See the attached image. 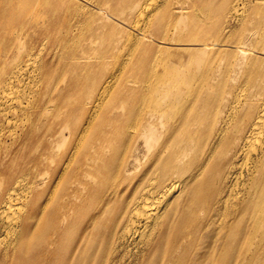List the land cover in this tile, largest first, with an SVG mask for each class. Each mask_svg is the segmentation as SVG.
I'll return each mask as SVG.
<instances>
[{
	"label": "bare ground",
	"instance_id": "6f19581e",
	"mask_svg": "<svg viewBox=\"0 0 264 264\" xmlns=\"http://www.w3.org/2000/svg\"><path fill=\"white\" fill-rule=\"evenodd\" d=\"M241 2L243 5L249 3V9L257 5L250 0H234L229 19L239 21L240 24H248V21L251 22L248 15L238 17L241 16L238 12ZM168 5V3L159 5L154 0H130L124 5L126 8L121 7L117 11L115 19L118 20L119 25L117 26V23L115 25L120 28L119 33L122 35L127 26L131 25V33L125 41L127 51L123 49L121 55L123 60L122 62L119 60L121 65L116 72L114 70L113 73H107L97 79L92 92V101L78 120L70 119L68 112L59 110L58 105L51 99V94L56 89L66 87L65 91L70 85L63 77L56 88L49 84L53 74L48 71V66L55 54L62 55L66 50L60 43L52 46L45 42L47 38L30 46L22 43L25 48H19L18 58L8 64L3 63L0 67V158L4 139L10 141L7 148H15L27 142L29 147L45 152L46 160L43 163L45 186L42 191L47 192L45 197L37 198L34 194L37 191L34 190V186L37 185L32 178L28 180L19 172L15 173L8 185L0 190V246L5 244L1 240L6 242L0 252L2 264L14 260L19 255L18 248L29 244L24 240L27 234H30V240L39 237L47 239L49 244L46 243L45 248L48 250L51 248L54 253L70 262L76 250L72 247L73 241H70V247L66 248L67 243L62 235V229L65 231L73 228L80 222L77 216L70 215L71 210L74 213L73 209L68 208L77 206V200H66L63 197L71 182L77 181L76 185L85 189V194L89 196L94 188L93 181L96 180L95 182L99 184L104 180L103 177L95 178L101 167L117 172L125 166L126 150L133 145V137H136L134 140L137 144L141 142L144 145L148 153L154 152L153 150L160 146L158 140L162 134L159 133V129H167L168 133L171 130L176 132L170 135L171 137L175 135L184 137L183 126L191 122L190 116L185 112L178 120H171L170 112L174 108L175 111L178 110L177 103L182 109L191 91L196 92L198 99L201 98L204 91L202 88L208 80V75L218 78L224 75L264 76V65L260 68L253 66L259 61H264V58H257L255 61L240 65L237 62H230L223 71L216 64L217 57L203 62L200 56L210 47L206 39L208 33L213 34L215 38V41H212L215 44L213 50H219V24H210L208 27L202 20L189 19L180 8L171 12ZM184 22L186 23L183 27H179ZM240 24L236 26L238 29L244 27ZM249 24L247 28H261L260 35L264 36V25L260 21L253 20ZM192 28L199 30L198 39H194ZM140 45L142 46L139 47ZM90 49L92 51H89L94 54L98 52L96 47ZM79 50L76 49L74 54ZM240 50L246 52L248 49L242 47ZM236 56L233 53L230 60L233 57L236 59ZM137 57L138 59L135 60ZM126 65L130 76L133 75V71L140 68V77L136 80L131 78V83L133 85L136 83L139 87L136 90L139 92L131 103L122 95L126 93L127 88L116 85ZM249 68L255 71H247ZM250 82L252 81L246 79L231 83L227 89L228 92L233 93L229 110L220 125L217 118L218 127L213 125L214 127L211 128L213 131L211 145L214 147L211 149V156H213L219 144L224 142V135L229 126L232 127L231 129L235 128L237 132L242 130V126L246 127L240 146L233 151L239 162L237 165L233 163L232 167L235 165L234 167L252 168L255 164V167H258L264 160V99L257 113L248 120L246 112L250 107V96L245 95V93L264 91V81L257 83L256 87H252ZM126 95L131 96L127 93ZM45 112H56L58 116L53 118L50 115L45 119ZM112 115H117L119 120L110 123ZM243 116L248 121H244L241 125ZM113 137L119 140L110 141L109 139ZM231 137L232 135L227 140ZM36 139H44V142L34 144ZM224 145H227L226 142L222 144ZM161 164L155 158L153 171L155 173L160 171L164 183L159 182V178L150 179L148 183L150 187H145L142 193L139 185L132 191L126 188L124 193L127 197L118 213L116 228L119 226L122 228L119 236L135 241L132 257L136 256L138 264H176L175 256L170 258L168 244L161 245V242L165 233L172 234L176 230L174 211H177L181 204L180 200H183L182 188L188 178L182 182L179 179L168 180V176L162 175L164 169ZM208 164L209 161L202 165L206 168ZM34 166L40 169L39 165ZM203 166L199 173L204 172ZM82 173L86 176L82 177ZM238 178V175L234 177L236 180ZM109 187L111 193H106L104 199L111 204L114 200H120L122 194H120V185L119 190L118 187ZM234 191L230 189L224 199L227 206L220 221L219 218L213 217L198 227L202 230L203 225L206 224L205 234H210L212 230L216 232L212 237L211 245L207 247L209 250L214 249L215 242L219 243L220 230L230 231L234 228V233L244 235L245 231L241 230L243 218L247 220L245 228H248V225L264 227V215L258 213V209L264 210V198L257 194L254 208L250 207L247 201L237 200V204H230ZM76 196L80 194L77 193ZM58 200H63L64 207L54 210ZM261 202L262 205L258 208ZM207 203L209 204L210 201ZM213 209L217 214L220 213L219 207ZM86 211L87 220L92 222L98 218L96 207L92 208L88 205ZM194 224L188 222L185 236L189 237L194 233V230H191V227H197ZM54 230H59L58 235ZM69 235L73 236V233ZM178 235L183 236V230L178 231ZM231 240L234 242L235 239L231 238ZM186 244L189 243L184 242V245ZM115 250L119 251L117 246ZM111 258L112 256L108 254L107 260ZM120 259L124 261L122 256ZM216 260L219 262V253ZM249 262L232 264H250ZM10 264L28 263L13 261ZM36 264H49V262L39 261Z\"/></svg>",
	"mask_w": 264,
	"mask_h": 264
},
{
	"label": "rangeland",
	"instance_id": "374dc122",
	"mask_svg": "<svg viewBox=\"0 0 264 264\" xmlns=\"http://www.w3.org/2000/svg\"><path fill=\"white\" fill-rule=\"evenodd\" d=\"M128 1L130 0H0V67L3 63L8 64L18 58L20 47L23 49L25 45L30 46L45 38H47L45 42L52 46L60 43L66 50L62 55L55 54L53 56L48 66V71L53 74L49 84L56 88L63 77L70 85L65 91L66 87L56 89L51 94V99L58 105L59 110L68 112L70 119L78 120L86 110V106L92 101V92L97 84V79L107 73H113L114 70L116 72L121 65L119 62L123 60L121 57L123 49L125 48L127 51L125 41L131 33V25L129 24L121 35L120 28L115 25L116 23L117 26L119 25L115 17H117V11L124 7ZM154 1L159 5L168 3L167 7H170L171 12L180 8L186 16L188 15L189 19L202 20L208 27L210 24H219V50H213L214 35L206 33L207 43L210 47L200 56L203 62L217 57L216 64L223 71V68L230 62H237L240 65V63L255 61L257 58H264V36L260 35L261 28H247L253 20H258L264 25V0H250L257 4L250 7L251 9H249V3L243 5L241 2L238 7L241 16L238 17L242 18L248 15L251 20V22L248 21V24H240L239 21L229 19L234 0ZM185 23L179 27H183ZM239 24L244 27L238 29L236 26ZM192 32L194 39H198L199 30L192 28ZM131 43L133 42L131 41ZM90 47H96L98 52L94 54ZM242 47L248 50L246 52L240 50ZM76 49L80 50L74 54ZM233 53L237 55L236 59L233 57L230 60ZM137 59L138 57L135 60ZM263 65L264 61L262 60L253 66L260 68ZM126 68L127 65L119 75L116 85L127 88L126 93L131 96H127L126 93H122V95L131 103L139 92L136 91L139 88L138 85L136 83L133 85L131 82L140 77V68L133 71L134 76H130ZM247 71L255 70L249 68ZM196 75L199 78L198 74ZM207 79L202 88L204 90L202 97L199 96L201 98L198 99L196 92L191 91L189 92L190 97L187 98L182 109L177 103L178 110L175 111L174 108L170 112L171 120H178L185 112L190 116L191 122L187 126H183L184 137L176 135L171 137L170 135L176 134V132L171 130L168 133L167 129H159V133L162 134L158 140L160 146L150 153L141 142L137 144L134 140L136 137H133V145L126 150L125 166L117 172L101 167L95 178L103 177L104 180L99 184L95 182L96 180L93 181L94 188L89 196L85 194V189L76 185L77 181L71 182L67 186L63 197L66 200L74 199L75 201L76 199L77 206L79 205V208L77 206L68 207L74 211L72 213L71 210L70 215L80 219V222L73 228L65 231L62 229V235L67 243L66 248L70 247V241H73L72 247L76 250L70 262L54 253L51 248L50 250L45 248L48 243L47 239L39 237L30 240V234H27L24 240L29 244L20 246L18 248L19 255L14 260L8 261L7 264L13 261L16 263L27 262L28 264H36L39 261L42 263L48 261L49 264H125L127 262L138 264L136 256L132 257L135 241L120 237L119 233L122 228H120L121 226L116 228V222L119 210L123 207V201L127 197L124 193L126 188L132 191L139 185L140 193H142L145 187H150L148 184L150 179L159 178V182L164 183L160 171L157 173L153 171L155 158L162 163L164 169L162 175L168 176V180L179 179L182 182L188 178L182 188L184 190L183 200H180L181 204L177 211H174L176 230L172 234L165 233L161 242V245L168 244L170 258L175 256L176 264H232L244 261H250V264H264L263 226L248 225V228H245L247 220L243 218V222L241 221L243 229L241 230H244L245 234L234 233V228L230 231L220 230L219 243L213 244V250H209L207 247L211 245L212 237L216 232L212 230L210 234H205L207 232L206 224L203 225L204 229H198L202 223L213 217L219 218L220 221L227 206L224 199L230 189L235 190L232 193L230 204H237V200H241L242 202L247 201L249 206L254 208L257 194L264 198V160L258 167H255L256 164L252 168L248 166L234 167L239 162V158L235 157V154L233 155V151L240 146L246 127L242 126V130L237 132L235 128L231 129L232 127L229 126L224 135V142L227 145L222 146L224 142L221 141L223 143L219 144V148L211 156V149L214 148L211 145L213 132L211 128L214 127L213 125L218 127L217 118L219 125L225 118L230 107V99L233 96V93L228 92L227 89L233 81L246 79L252 81L250 82L252 87H256L257 83L260 84L264 81V76L228 77L224 75L218 78V76L210 74ZM216 88L219 90L216 91ZM245 95L250 96V107L246 112V116L250 120L260 109L264 91L245 93ZM123 102L126 103V101ZM174 113L177 115L175 116ZM50 115L56 118L58 113L45 112L44 118L47 119ZM130 116L132 117L133 114ZM242 118L241 125L244 121H248L244 119V116ZM117 120H119L117 115L110 117V123ZM231 135V139L227 140ZM112 139L119 140L115 137L109 140ZM42 142L44 139H36L34 144ZM9 143L8 139H4L1 149L0 190L8 185L15 173L19 172L28 180L32 178L37 185L34 186V190H37L34 192L37 198L45 197L47 192H43L42 188L45 186L43 163L46 160V153L29 147L27 142L15 148H7ZM117 154L118 152H116ZM210 157H212L211 160ZM208 161L209 164L204 168L202 164ZM233 163L235 165L232 167ZM34 165H39L40 169ZM202 166V170H205L199 173ZM236 175L239 176L238 180L234 179ZM81 176L85 177L86 175L82 173ZM119 185L121 186L120 194H122L120 200H114L109 204L104 199L106 193H111L109 186L118 187L119 190ZM77 193L80 196H76ZM208 201H210L209 204ZM88 205L92 208L96 207V217L98 218L92 222L87 220ZM261 205L262 202L258 208ZM59 207H64L63 200L56 202L54 210ZM214 207H219V214L213 209ZM240 213L243 214L242 211ZM258 213L264 215V210L258 209ZM190 221L197 227H191L194 233L188 237L184 235V232ZM29 227L31 226L29 225ZM182 230L184 238L182 235H178V231ZM58 231L54 230L56 235H58ZM70 233H73V236H70ZM230 234L234 235L230 236ZM231 238L235 239L234 242ZM1 241L6 244L4 240ZM184 242L189 244L184 245ZM5 244L0 246V252ZM116 246L119 251L115 250ZM218 253L219 262L216 260ZM108 254L112 256L111 260H107ZM120 256L124 261L120 259ZM0 264H2V259H0Z\"/></svg>",
	"mask_w": 264,
	"mask_h": 264
}]
</instances>
